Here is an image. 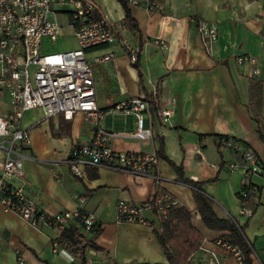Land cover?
<instances>
[{"label": "crops", "instance_id": "0c3cea01", "mask_svg": "<svg viewBox=\"0 0 264 264\" xmlns=\"http://www.w3.org/2000/svg\"><path fill=\"white\" fill-rule=\"evenodd\" d=\"M161 1L166 11L179 19L164 36L166 50L153 41L159 33L155 13L127 3L138 27L133 31L123 26L124 11L117 0H94L96 12L113 24L120 36L138 46L137 67L118 44L86 52L99 107L107 108L129 96L148 97L153 90L161 106L173 107L168 124L157 118L152 121L151 139L116 137L110 141L116 150L156 151L157 166L149 174L136 175L83 165L78 177L66 159L74 144L87 142L92 134L82 115L65 119L61 114L45 117L40 107L25 110L19 125L27 129L30 145L23 151V176L10 183L22 185L42 211L54 214L79 209L85 215L93 214L99 230H87L80 217L72 218L63 231L48 225L33 228L0 205V264H82L84 259L85 264L166 263L154 234V229L160 230L154 212L144 213L146 224L118 220L116 214L119 201L139 203L160 191L169 192L189 210L202 235L203 248L198 247L182 264H216L206 250L215 254L219 264H234L230 254L212 243L216 237H225L227 231L205 227L191 188L179 179L173 165L181 167L184 177L199 182L217 216L230 218L242 227L251 264H264V175L230 170L228 163L238 162V155L216 147L217 136L230 137L250 148L264 164V0ZM199 21L211 22L217 28V39L209 52L200 41ZM107 51H114L115 56L107 61L94 60ZM243 54L256 57L257 76H250L247 63L237 64L236 57ZM6 109L3 98L0 112ZM107 118L105 127L110 130L135 127L132 116L112 114L104 120ZM127 123L129 128L118 125ZM148 125L144 118V126ZM197 148L214 167L199 162ZM4 156L0 148V172ZM249 182L257 189L247 198L252 214L246 217L240 214L237 193ZM75 236L84 241L80 252L50 249V240L57 238L59 246L65 247ZM88 241L98 249L90 247Z\"/></svg>", "mask_w": 264, "mask_h": 264}, {"label": "built area", "instance_id": "2783aa9c", "mask_svg": "<svg viewBox=\"0 0 264 264\" xmlns=\"http://www.w3.org/2000/svg\"><path fill=\"white\" fill-rule=\"evenodd\" d=\"M128 3L142 7L147 13L157 15L159 33L153 37L155 44L168 48L164 36L179 19L166 11L161 0H128ZM53 6H56L53 7ZM67 13L69 33L75 41V48L64 51L48 52L43 39L49 42L63 38L62 27L55 19L57 12ZM200 41L206 51H210L217 39L215 24L206 21L197 22ZM118 44L135 62L139 48L120 36L113 24L95 10L94 0H0V102L6 98L7 109L0 112V148L4 150V160L0 172V205L17 214L33 228L48 225L61 231L74 217H80L82 225L91 232L99 230V222L93 214L85 215L79 209L64 210L51 214L38 209L36 202L27 196L24 187L14 186L12 179L23 176V151L29 147L30 138L27 129L19 125L25 110L40 107L45 117L61 114L70 119L79 113L90 126L92 134L85 143L74 144L66 159L72 173L82 176L81 166H103L128 174H149L157 166L156 151L116 150L110 141L116 137H129L141 140L152 138V121L168 124L173 116L172 106H161L157 91L147 96H129L107 108H101L95 101L93 72L86 57L87 50ZM115 56L107 51L94 57L97 62L107 61ZM239 65L247 63L250 76H257L259 69L256 57L248 54L236 57ZM122 114L132 116L135 127L128 131H114L104 126L107 115ZM144 118L149 125L144 126ZM219 150L231 149L239 161H230V170H240L244 175H264V164L248 147L230 137L216 138ZM199 162L210 167L200 154ZM257 187L246 183L237 193L240 200V214L251 216L252 210L246 206L250 193ZM179 201L169 192L147 198L139 203L119 201L116 204L118 220L146 224V211L164 215L173 204ZM203 240H201L202 243ZM200 243V248H203ZM223 252L234 258V264H244V252L241 247L229 239L216 237L212 242ZM84 241L77 236L65 247H60L57 238L50 240L53 252H80ZM216 264L221 263L215 254L206 250ZM85 260V259H84ZM22 263V258L18 257ZM85 262V261H84Z\"/></svg>", "mask_w": 264, "mask_h": 264}, {"label": "trees", "instance_id": "16d2710c", "mask_svg": "<svg viewBox=\"0 0 264 264\" xmlns=\"http://www.w3.org/2000/svg\"><path fill=\"white\" fill-rule=\"evenodd\" d=\"M123 11L124 17L122 24L126 29L137 30V24L135 19L131 16L128 8V0H117ZM137 62V59L135 63ZM137 67V63H136ZM219 135L218 137H222ZM227 137V136H225ZM263 138L262 135H260ZM178 173L179 179L192 190V196L195 203V208L200 216L205 227L212 230H224L227 231L225 235L226 239L237 243L244 252V264H251L249 257V244L243 237L242 227L226 217H219L212 209V201L210 198L201 191L199 182L190 180L181 174V167L173 165ZM165 192L160 191L154 196L163 194ZM160 222V230L154 229L155 237L158 243L163 249V253L166 258V263L155 262L151 264H182L188 257L198 249L201 243V233L193 224L191 214L182 204H173L168 207L164 215L156 213ZM88 245L93 249L98 247L93 242L88 241ZM85 264L84 260H82ZM150 264V263H145Z\"/></svg>", "mask_w": 264, "mask_h": 264}, {"label": "rangeland", "instance_id": "374dc122", "mask_svg": "<svg viewBox=\"0 0 264 264\" xmlns=\"http://www.w3.org/2000/svg\"><path fill=\"white\" fill-rule=\"evenodd\" d=\"M56 8V6H53ZM55 19L62 27V34L64 35L63 38H60L56 40L55 42H49L47 39H43V43L45 44V51L53 52V51H64L75 48V41L73 36H71L69 33H71L69 26L67 25L68 19H67V13L66 12H57ZM130 118V117H129ZM109 123L108 118L104 120V126H106ZM120 127L129 128L130 124H118Z\"/></svg>", "mask_w": 264, "mask_h": 264}]
</instances>
